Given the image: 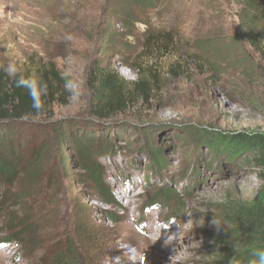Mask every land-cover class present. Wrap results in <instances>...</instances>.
I'll return each instance as SVG.
<instances>
[{
    "label": "rangeland",
    "instance_id": "1",
    "mask_svg": "<svg viewBox=\"0 0 264 264\" xmlns=\"http://www.w3.org/2000/svg\"><path fill=\"white\" fill-rule=\"evenodd\" d=\"M140 1L0 0V72L10 58L31 75L52 62L71 73L75 90L44 119L16 121L5 141L28 164L14 184L0 179V198L12 200L9 220L0 219L9 264H71L70 253L83 264H221L225 230L213 220L222 223L228 200L252 202L264 185L254 155L230 141L264 132V59L237 40L238 1L162 0L146 17ZM143 17L151 49L144 23L131 24ZM260 28L264 41V21ZM144 50L152 55L141 64L158 74L152 99L108 122L94 118L91 71L119 69L135 80L129 66ZM235 58L246 62L244 72L231 65ZM7 123L15 121L0 126ZM38 149L44 170H33ZM106 190L124 210L97 197L115 202ZM22 212L26 221H17Z\"/></svg>",
    "mask_w": 264,
    "mask_h": 264
},
{
    "label": "trees",
    "instance_id": "2",
    "mask_svg": "<svg viewBox=\"0 0 264 264\" xmlns=\"http://www.w3.org/2000/svg\"><path fill=\"white\" fill-rule=\"evenodd\" d=\"M236 1H238L241 6L242 12L240 23L237 27V40L239 42H245L255 52H259L264 59V41L259 37L260 26L264 21V0ZM161 2L162 0H141L139 3L141 7H138V10L140 13L141 10H144L145 12L142 14L146 17V11L156 10ZM145 17L132 20L131 24L133 25L132 27L136 29V27L138 28V25L142 24L141 22L144 23L146 30L144 29L145 31L142 36L143 46L147 49L149 46V49H151L152 44L149 42L154 36H152V32H150V27L146 24L148 21ZM166 37H168V34ZM129 39L131 40L129 41ZM134 39V35H126V41L133 42L131 44L133 49L137 47V43H135ZM163 39L166 40L163 41ZM157 41L163 43L161 45L165 47L168 45L174 47L176 44L174 40L168 42V38L165 37H157ZM162 48L163 47H158L159 50H163ZM235 48L237 49V47ZM220 49L221 48L217 51L218 58L222 57ZM141 53L142 55L137 59V66H129L137 71V78L135 80L124 78L119 69H115L113 72L109 69L91 71L94 79V97L96 101L91 109L94 118L102 122H108L112 120L110 119L111 117L120 113H125V111L134 107L140 100L148 102L152 99L153 92L157 90L153 83L158 80V74L155 69H153V66L144 67L141 64L143 63V58L152 54L148 53L146 50ZM210 53L211 52L208 54ZM238 54L239 52L237 50V55ZM234 56L236 57L235 52L233 53V57ZM180 57L181 56H179V58ZM195 58L205 61L200 54H196ZM241 61L244 62V59L238 60L235 58L231 61V65L235 67V69L241 68L244 72L245 69L242 68ZM209 62L220 67L219 63L214 60L210 61L207 59L206 63ZM199 65L201 66L202 63L199 62ZM215 65L209 64V67L212 69L216 67ZM37 67V72H34L32 75L46 82L48 86V95L45 99V106L40 112L33 109L32 101L28 96L27 91L22 88H17L13 79L7 77L5 72H0V121H15L14 124L7 123L0 126V141L5 147L0 148V179L6 186L14 184V182L17 181L20 172L19 170H22L23 164H25L26 167L28 166L27 163H24L23 157L20 156L21 153L18 149L9 148L11 151H8V148H6L5 141L9 138L10 132L17 126L16 121L37 118L44 119L47 112L50 113L49 115L53 114L55 107L66 105L72 97V94L65 88V80L61 78V72L56 64L46 62L45 65H38ZM21 73L25 76L31 75V73L27 72ZM230 141H236L240 145L246 146L248 154L251 153L254 155L256 163H259L262 168L261 175L264 180V132L250 134L239 133L235 138L231 137ZM49 147V144L44 145L43 152L47 151ZM32 154L33 155L30 158L32 159L33 170H44L43 165H40L39 163L42 153H40L38 149L32 150ZM27 161L30 162V160ZM27 173L33 179H36V175H30L32 172L27 171ZM93 175L95 178H99L98 175L100 174L99 172H95ZM40 176L38 177V180L39 178L42 179L45 175L43 176V174H41ZM106 193H108V196L111 198L115 197L114 199H116L117 202L108 201L105 196L97 197L103 203L109 205L116 204L119 209H125L113 191L110 192L106 190ZM160 195L161 197H164L162 194ZM17 197L18 194H16V196L14 194V199ZM3 198L4 196H1L0 198V219L2 224L9 220V216L6 212L9 205L12 203V200L5 201ZM224 211L225 214L221 223L224 225L223 228L225 230V234L221 239V243L224 246L220 254L221 264H229L233 256H235L236 264H248L249 259H251V251L256 248H264V185L252 202L228 200ZM21 216L22 220L17 217L15 219L17 221H23L25 216L23 212ZM92 241L93 239L90 238L87 242ZM235 245L237 246V251ZM70 251L72 252L71 247ZM67 258H69L71 264H83V259L76 253H70V257L67 256ZM65 263L68 262L65 261ZM65 263L63 261V264ZM95 263L96 261L90 262V264Z\"/></svg>",
    "mask_w": 264,
    "mask_h": 264
},
{
    "label": "clouds",
    "instance_id": "3",
    "mask_svg": "<svg viewBox=\"0 0 264 264\" xmlns=\"http://www.w3.org/2000/svg\"><path fill=\"white\" fill-rule=\"evenodd\" d=\"M4 72L7 77L14 80L15 86L17 88H22L27 91V94L32 101L33 109H35L37 112L42 111L45 106V99L48 95V86L46 82L36 78L33 75L25 76L23 73H21L16 60L11 58L5 66ZM70 76V72L66 71L61 73V78L65 80L66 90L75 95V90L72 87V80ZM213 224H215L218 228L223 225L221 222L215 219L213 220ZM235 248L237 251L238 249L236 245ZM229 264H236L235 256L232 257ZM248 264H264V248L253 249L251 251V259H249Z\"/></svg>",
    "mask_w": 264,
    "mask_h": 264
},
{
    "label": "bare ground",
    "instance_id": "4",
    "mask_svg": "<svg viewBox=\"0 0 264 264\" xmlns=\"http://www.w3.org/2000/svg\"><path fill=\"white\" fill-rule=\"evenodd\" d=\"M5 247H7V245H5L4 246V248ZM4 249H2V251H3ZM139 252V251H138ZM137 254V253H136ZM135 257H136V255H135ZM137 259V258H136ZM142 259V258H141ZM140 263V262H139ZM0 264H9L8 262H7V257H6V253H4V252H1L0 253Z\"/></svg>",
    "mask_w": 264,
    "mask_h": 264
}]
</instances>
